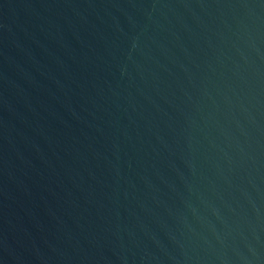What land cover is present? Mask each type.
Listing matches in <instances>:
<instances>
[{
	"label": "water",
	"instance_id": "95a60500",
	"mask_svg": "<svg viewBox=\"0 0 264 264\" xmlns=\"http://www.w3.org/2000/svg\"><path fill=\"white\" fill-rule=\"evenodd\" d=\"M0 264H264V0H0Z\"/></svg>",
	"mask_w": 264,
	"mask_h": 264
}]
</instances>
